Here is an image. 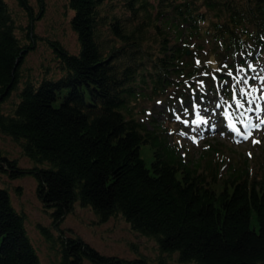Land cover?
I'll return each instance as SVG.
<instances>
[{
  "label": "trees",
  "instance_id": "16d2710c",
  "mask_svg": "<svg viewBox=\"0 0 264 264\" xmlns=\"http://www.w3.org/2000/svg\"><path fill=\"white\" fill-rule=\"evenodd\" d=\"M15 1L29 20L17 22L8 0H0V132L31 164L0 148V177L36 179L59 231L55 237L42 227L59 249L55 264H264V155L228 161L219 145L208 144L185 156L169 140V125L142 117L143 100L202 102L216 94V79L232 102L227 70H216L262 58L264 0H68L79 52L49 39L60 74L45 71L35 81H22L21 66L35 48V20L46 2L38 0L35 14L29 0ZM195 88L187 98L185 90ZM14 91L17 101L6 111ZM77 204L100 222L122 216L156 240L157 257L108 255L66 235L61 224ZM0 264H46L26 215L1 185Z\"/></svg>",
  "mask_w": 264,
  "mask_h": 264
},
{
  "label": "rangeland",
  "instance_id": "374dc122",
  "mask_svg": "<svg viewBox=\"0 0 264 264\" xmlns=\"http://www.w3.org/2000/svg\"><path fill=\"white\" fill-rule=\"evenodd\" d=\"M29 1L34 7V13L37 14L39 11L38 0ZM8 2L17 22L26 25L29 20L26 11L15 0H8ZM45 2L46 6L42 17L35 20V32L38 35L35 48L28 53L21 66L22 81L26 79L38 80L45 75V71L49 72L47 75L54 74V72L60 74L57 70L56 55L49 39L58 40L73 53H78L80 49L77 33L70 24L73 12L67 7L68 0H45ZM18 35L22 36L19 30ZM248 63H252L255 68V72L250 71L248 74L256 77L250 81V85L259 86L261 84L259 76L264 75V55L261 59ZM207 78H211V76ZM228 84H231V78ZM216 86V94L212 93L202 102L187 101L185 97L181 96H176L174 99L169 97L164 101L143 100L146 112L142 117L145 121L155 118L156 123L169 125V140H175L179 151L185 156L196 157L200 150L207 147L208 144L219 145L223 152L219 154L228 157V161L235 160L237 156L241 157L244 154L247 156H251L252 153L264 155V124H261L259 129L253 128L248 140L237 142L240 138L229 129V120L223 115L225 109L230 115L233 114L234 101L228 103L230 99L223 94L222 82L218 79H216ZM185 91L187 98H193L196 88ZM255 95L259 97L261 93L257 92ZM221 98H223V102H221ZM14 101H17L16 91L3 103V109L6 111L11 109ZM193 103L199 105L198 110L208 121L207 124H201L198 128L190 123L196 119V110L192 108ZM218 103L221 105L220 108H216ZM257 103L264 108V100H257ZM245 106L247 107V105ZM184 108L188 109L187 115L184 113ZM176 116H180L181 119L177 120ZM246 116L255 125L260 122V119H264V111L249 112L246 113ZM184 120L189 121V126L182 123ZM232 121L236 123L237 127L243 128V125L236 120L235 115H232ZM181 132L186 135H180ZM0 148L9 157L18 159L20 165L30 166L29 159L21 152V146L11 136L1 132ZM141 156L147 162L152 158L148 145L142 146ZM0 185L9 188L15 207L26 215L27 230L44 263L55 264L60 257L59 249L53 248L42 227L48 228L55 237H58L59 231L55 229L54 219L38 196L36 179L32 176L11 179L4 175L0 177ZM61 227L66 231V235H79L104 254L134 257L142 253L156 258L159 253L156 240L133 230L122 216L118 215L105 222H100L93 210L79 204L67 214ZM85 264L93 263L86 261Z\"/></svg>",
  "mask_w": 264,
  "mask_h": 264
},
{
  "label": "snow or ice",
  "instance_id": "6c2138e0",
  "mask_svg": "<svg viewBox=\"0 0 264 264\" xmlns=\"http://www.w3.org/2000/svg\"><path fill=\"white\" fill-rule=\"evenodd\" d=\"M245 53L241 51L239 56L243 57ZM247 55H251V53H247ZM201 62L197 59L195 61V65L199 67ZM226 69L227 71L224 73L227 77L231 78V92H232V100L235 104V110L232 115H235L236 120L239 124L243 125V128L237 127L236 123L232 121V115H230L227 109L224 110L223 115L226 116L229 120V129L240 139L237 142L246 141L249 139L251 135V130L253 128L259 129L261 124H264V119H260L259 123L253 125L250 118L246 116V113L254 112V111H264V108L261 107L257 100H264V75H260L259 78L261 80V84L259 86H252L250 85V81L255 79L256 77L250 76L248 73L255 72V68L253 67L252 63H248L245 61L244 64L237 63L235 68H229L227 63L222 66V69H217V72H221L222 70ZM202 75H208L206 72L202 73ZM215 80L216 77L213 76ZM203 85V81L199 82ZM228 80H224V84H228ZM260 92L261 95L258 97L255 93ZM203 97H201V100ZM221 102H223V98H221ZM247 105V107L245 106ZM254 105V107H253ZM220 104H216V108H220ZM230 107V106H229ZM193 110H196V119L192 120L190 123L191 125H196L197 128L201 124H207L208 121L203 118L201 112L198 110L199 105L193 103L192 105ZM243 111H239V110ZM184 113L188 114V109L184 108ZM177 120H180V116H176ZM182 123L185 126H189V121L184 120ZM195 131V129H193ZM180 135H186L184 132H181ZM256 142V141H254Z\"/></svg>",
  "mask_w": 264,
  "mask_h": 264
},
{
  "label": "water",
  "instance_id": "95a60500",
  "mask_svg": "<svg viewBox=\"0 0 264 264\" xmlns=\"http://www.w3.org/2000/svg\"><path fill=\"white\" fill-rule=\"evenodd\" d=\"M188 53H189V50H188Z\"/></svg>",
  "mask_w": 264,
  "mask_h": 264
}]
</instances>
